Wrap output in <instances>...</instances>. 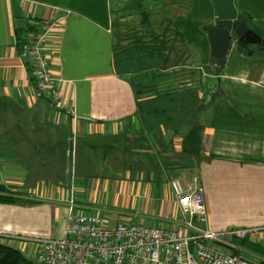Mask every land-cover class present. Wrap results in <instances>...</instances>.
Instances as JSON below:
<instances>
[{"label":"crops","instance_id":"0c3cea01","mask_svg":"<svg viewBox=\"0 0 264 264\" xmlns=\"http://www.w3.org/2000/svg\"><path fill=\"white\" fill-rule=\"evenodd\" d=\"M234 4L264 39V0ZM144 10L151 18L143 22ZM216 17L213 0H190L188 9L179 0H0V116L29 117L0 122V184L22 194L21 169L7 160L26 154L57 157L58 173H68L72 145L73 171L91 178L89 185L80 175L84 185L76 186L80 212L91 210L94 186H122L128 195L146 183V191L155 184L165 192L162 183L197 176L211 229L257 228L264 244V48L234 46L221 75L208 74L204 28ZM44 19L60 21L48 48L64 80L62 113L74 107V119L56 120L35 99L31 67L19 55ZM186 98L181 115L173 104ZM70 183L59 189L66 194L55 185L28 189L31 205L0 204V234L63 237Z\"/></svg>","mask_w":264,"mask_h":264},{"label":"built area","instance_id":"2783aa9c","mask_svg":"<svg viewBox=\"0 0 264 264\" xmlns=\"http://www.w3.org/2000/svg\"><path fill=\"white\" fill-rule=\"evenodd\" d=\"M59 22L44 19L35 24L32 33L20 44L19 55L31 67L35 99L48 103L56 120L63 115L74 119L78 117L74 107L62 113L64 80L55 74L48 48ZM259 81L258 85L264 87V73ZM167 185L181 211L183 220L179 229L137 224L130 219L112 228L106 217L78 210L76 188L72 184L68 189L63 237L4 233L0 234V241L14 248L17 243L31 244L37 264H257L234 241L252 235L260 242L259 229L216 232L210 227L205 190L199 177H192L186 185L172 178Z\"/></svg>","mask_w":264,"mask_h":264},{"label":"rangeland","instance_id":"374dc122","mask_svg":"<svg viewBox=\"0 0 264 264\" xmlns=\"http://www.w3.org/2000/svg\"><path fill=\"white\" fill-rule=\"evenodd\" d=\"M199 83V78H193L191 80V84L194 88L198 87L200 85ZM188 102L189 100L187 98L186 100L181 99L178 102H175L173 107L177 110V112H179V114L182 115ZM159 104H161V102ZM187 110L188 109H186V111ZM43 115L48 118L49 116L52 118L51 113L50 115L49 113H43ZM15 117L23 123L29 121V117H27L26 114H19ZM15 117L6 118V116H3L1 118L0 116V122L8 123L15 121ZM22 132L25 133L26 130H22ZM38 146H44V144H38L35 147ZM25 156H21L18 159L7 160L9 164L16 165L21 169V172L16 173L21 177L16 180L21 182L20 188L18 187V189L19 192H22V195L24 194V196L32 195L28 192V189L37 188V190L40 191V189L48 185H55L54 190L61 191V193L66 194V191L64 192L63 190H59L64 188L66 183L71 182L70 185L73 184L76 188V186L78 187L84 185L81 176H83V178H87L89 176V174L86 175L85 173L81 175L83 172H80L79 170L77 171L76 167H74L75 171L72 173L68 172L65 176L64 172L63 175H60L58 173L60 171V167L58 166L60 160H58L57 157H55V159L51 158L49 154H38L36 156L26 154ZM56 156H58V153ZM107 159H109V156ZM52 163L54 164V167L51 166ZM84 180H88V178ZM88 181L90 185L91 178ZM167 183L168 181L162 183L165 187V189H163L165 192H162L159 187H156L155 184H153V190H151L152 193L149 192L150 190L146 191L147 187L150 188V186H147L146 183L142 185L143 188L136 183V188L131 193H128V195H126V192H123L125 187L122 186H118L116 188H114V186L102 188H99V185L97 187L94 186L93 188H90L89 193H86L88 194L87 198L90 202L88 205L91 209L86 213L99 214L106 217L109 222L108 225L112 228L115 227L118 222L130 219L132 222L137 224H145L147 226L165 225L171 228L179 229L181 223L180 221L183 220L181 211L179 210L177 200L174 198L171 188L168 187ZM75 193L77 196L79 190L76 189ZM66 208L68 209V205ZM66 217L67 215H62L63 219ZM60 223H62V219L57 222V225L59 226ZM259 243L263 244L262 238ZM14 245L16 246L15 248H17L18 243ZM20 250L27 256V258L36 263L35 256L33 254V246L31 244L30 246L24 245Z\"/></svg>","mask_w":264,"mask_h":264},{"label":"water","instance_id":"95a60500","mask_svg":"<svg viewBox=\"0 0 264 264\" xmlns=\"http://www.w3.org/2000/svg\"><path fill=\"white\" fill-rule=\"evenodd\" d=\"M216 8V22L204 28L209 36L211 53V71L216 77L222 73L227 56L234 46L239 49L264 48V39L249 29L246 14L241 15L235 7V0H213ZM249 55L252 53L249 51ZM73 146L69 149V173L73 172Z\"/></svg>","mask_w":264,"mask_h":264},{"label":"trees","instance_id":"16d2710c","mask_svg":"<svg viewBox=\"0 0 264 264\" xmlns=\"http://www.w3.org/2000/svg\"><path fill=\"white\" fill-rule=\"evenodd\" d=\"M185 9L189 8L190 0H179ZM144 8V7H143ZM144 21H148L151 18V14L144 10ZM208 74H212L210 67L207 68ZM193 73V78L195 72ZM73 143V142H72ZM71 144V141L69 142ZM67 172L65 173L66 176ZM22 203L25 205L34 204V202L24 195L12 191L9 186L0 184V204L16 205ZM235 244L238 248L245 250L248 256L254 263L264 264V244L257 242L256 238L250 235L243 240H235ZM0 264H37L34 261L27 258L26 255L18 248H14L8 244H4L0 241Z\"/></svg>","mask_w":264,"mask_h":264}]
</instances>
